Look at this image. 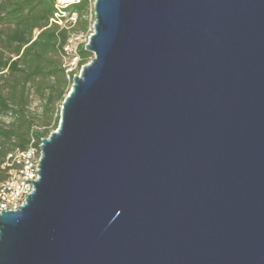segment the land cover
<instances>
[{
  "label": "water",
  "instance_id": "water-1",
  "mask_svg": "<svg viewBox=\"0 0 264 264\" xmlns=\"http://www.w3.org/2000/svg\"><path fill=\"white\" fill-rule=\"evenodd\" d=\"M0 264H264V0H94Z\"/></svg>",
  "mask_w": 264,
  "mask_h": 264
},
{
  "label": "trees",
  "instance_id": "trees-1",
  "mask_svg": "<svg viewBox=\"0 0 264 264\" xmlns=\"http://www.w3.org/2000/svg\"><path fill=\"white\" fill-rule=\"evenodd\" d=\"M94 0H79L62 11L74 12L76 20L66 26L51 19L58 12L56 0H0V183L7 178L6 156L41 139L58 126L57 110L70 89L72 77L93 57L77 43L79 57L67 71L64 47L71 34L87 33ZM32 95L40 111L30 109ZM8 118V121L5 120Z\"/></svg>",
  "mask_w": 264,
  "mask_h": 264
},
{
  "label": "built area",
  "instance_id": "built-area-1",
  "mask_svg": "<svg viewBox=\"0 0 264 264\" xmlns=\"http://www.w3.org/2000/svg\"><path fill=\"white\" fill-rule=\"evenodd\" d=\"M79 0H56V7L59 9L55 12V21L62 26H66L65 22L73 23L76 20L74 12L68 13L62 9L71 3ZM59 15L65 16L66 21L58 18ZM77 34H71L69 43L64 49L69 53V62L66 70L70 71L77 65L79 59L76 53ZM40 159V149L38 150L32 143L24 149H16L6 156L3 166L7 167V178L0 183V212L1 210H16L20 206L26 195L33 189L30 181L38 178V163Z\"/></svg>",
  "mask_w": 264,
  "mask_h": 264
},
{
  "label": "rangeland",
  "instance_id": "rangeland-1",
  "mask_svg": "<svg viewBox=\"0 0 264 264\" xmlns=\"http://www.w3.org/2000/svg\"><path fill=\"white\" fill-rule=\"evenodd\" d=\"M93 7V5H92ZM88 19L90 21V26H89V31H88V34L87 33H78V39L76 40L77 43H82V42H87L88 40V37L89 35L91 34L92 32V23H93V20H94V15H93V9L91 11L90 14H88ZM64 62V65L67 67V63L69 62V59L66 57L64 58L63 60ZM30 109L33 110V111H36V112H39L40 111V104H39V101L38 99L36 98V96L32 95V102L30 104ZM59 109H60V105H59V108L57 110V113L59 114ZM6 121H8V118H5Z\"/></svg>",
  "mask_w": 264,
  "mask_h": 264
}]
</instances>
